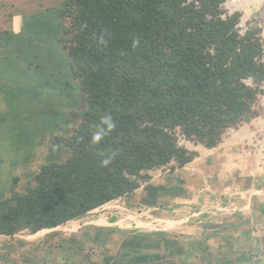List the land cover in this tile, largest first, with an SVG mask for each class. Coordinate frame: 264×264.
Masks as SVG:
<instances>
[{
    "label": "trees",
    "instance_id": "16d2710c",
    "mask_svg": "<svg viewBox=\"0 0 264 264\" xmlns=\"http://www.w3.org/2000/svg\"><path fill=\"white\" fill-rule=\"evenodd\" d=\"M226 0H65L63 32L79 80V121L61 137L60 162L0 203V234L55 227L141 186L147 171L195 155L177 130L207 148L260 116L264 39L236 30ZM103 36L106 44H100ZM139 44L133 47V40ZM110 113L115 130L91 145ZM118 155L101 167V152Z\"/></svg>",
    "mask_w": 264,
    "mask_h": 264
},
{
    "label": "crops",
    "instance_id": "0c3cea01",
    "mask_svg": "<svg viewBox=\"0 0 264 264\" xmlns=\"http://www.w3.org/2000/svg\"><path fill=\"white\" fill-rule=\"evenodd\" d=\"M64 4L0 0V203L24 192L44 164L63 159L61 137L82 108L63 39ZM219 146L195 152L188 164L200 173L171 161L170 173L156 178L165 166L151 170L146 186L122 196L150 222L137 218L123 229L109 216L82 217L0 234V264H264V170L224 166ZM174 206H191L192 219Z\"/></svg>",
    "mask_w": 264,
    "mask_h": 264
},
{
    "label": "rangeland",
    "instance_id": "374dc122",
    "mask_svg": "<svg viewBox=\"0 0 264 264\" xmlns=\"http://www.w3.org/2000/svg\"><path fill=\"white\" fill-rule=\"evenodd\" d=\"M227 1L228 0H226L222 4V8L225 10L223 15H233L234 13L240 14L239 21L236 25V30L241 35H243L247 30H254L257 35H259L264 39V0H231L229 3H227ZM63 38H64V33H63ZM263 89H264V84H263ZM259 104L263 109L260 116L254 118L251 122L244 123L243 125L237 128L228 129L226 133L223 135L222 142L219 144L220 146L218 145L219 147L216 149V151L219 153L225 152L224 155L226 156V162L223 163L224 166L228 165L231 168L232 166L235 165V163H238L239 165H243V168H245L244 166H247L249 164L251 167H253L251 168V170L253 169V171H257L258 173H260L259 171L264 170V94L260 95ZM77 121H79V118H77L73 123L75 124ZM177 136H178V144L180 147L186 148L191 152L200 153V155L208 151L207 147H205L203 144L195 143L194 141L185 138V136L182 135L180 130H177ZM260 145H262V147H260ZM175 162L177 163V161ZM7 164L10 165L9 163ZM203 164L204 163L201 164L200 162V166H202ZM218 164L219 162L217 163V166ZM195 165L193 164L190 165L187 162L185 165L181 167L179 166L178 168H182V170L186 174H191L195 172L200 173L198 168H195L197 165L196 166ZM176 166H178V164H176ZM171 167H172L171 165L168 166L166 165L165 168H163L164 171L159 170L160 173H157L156 178H160L162 174L166 175L170 173V171L167 170V168L171 169ZM157 169H154L152 171H156ZM229 171L226 170L225 174L230 175L232 172ZM146 173L148 174L149 177L142 181L141 185H143V187L146 186V184H148L147 182L151 178V176L149 175V171H147ZM6 174H7L6 172L2 173L1 182ZM217 178L218 177H216V180ZM218 180L217 183H219ZM3 185L4 183L0 184V186L2 187ZM200 201L202 200L197 199L195 202H200ZM130 205L131 202L129 200L123 201V203L114 202L104 208L98 209L95 212L87 213V215L83 217H85V220L89 221L97 218H102L103 216H109L111 217L112 222L114 223L116 222L115 223L116 227L120 226L123 229H132L129 227H131L133 224H135L138 221L137 218L148 222H150L153 219V217H150L148 215L145 216L144 214L140 215L141 210H137L135 207L133 206L131 207ZM175 207L176 206L172 208L176 210ZM178 208L180 209L176 210L175 212L178 213L180 216H182L183 213H185L186 216L192 215L191 206H186V207L180 206ZM191 219L192 216L190 217L189 220ZM142 223L144 224V222ZM156 223L157 221H154V223L148 224L147 226L144 225L143 228L154 227V224ZM156 227H160V226L156 225Z\"/></svg>",
    "mask_w": 264,
    "mask_h": 264
},
{
    "label": "clouds",
    "instance_id": "9594fccd",
    "mask_svg": "<svg viewBox=\"0 0 264 264\" xmlns=\"http://www.w3.org/2000/svg\"><path fill=\"white\" fill-rule=\"evenodd\" d=\"M100 44H106L107 42L103 38V36L100 37L99 40ZM139 40L134 39L133 40V47L138 46ZM116 122L114 121L112 115L110 113L105 114L100 118V122L98 125H94L95 130L92 133L91 145H98L106 136L110 135L112 131L115 130ZM100 155L104 157L101 160V167H108L113 160L116 158L118 153L116 151H112L110 154H106L105 152H101Z\"/></svg>",
    "mask_w": 264,
    "mask_h": 264
},
{
    "label": "built area",
    "instance_id": "2783aa9c",
    "mask_svg": "<svg viewBox=\"0 0 264 264\" xmlns=\"http://www.w3.org/2000/svg\"><path fill=\"white\" fill-rule=\"evenodd\" d=\"M260 147H262V145H260ZM121 198L122 197H120L118 200H116V203H118V202H122L123 203V201L121 200ZM118 207H120V206H118ZM124 209H126V208H124Z\"/></svg>",
    "mask_w": 264,
    "mask_h": 264
},
{
    "label": "bare ground",
    "instance_id": "6f19581e",
    "mask_svg": "<svg viewBox=\"0 0 264 264\" xmlns=\"http://www.w3.org/2000/svg\"><path fill=\"white\" fill-rule=\"evenodd\" d=\"M231 0H228L227 3H229Z\"/></svg>",
    "mask_w": 264,
    "mask_h": 264
}]
</instances>
